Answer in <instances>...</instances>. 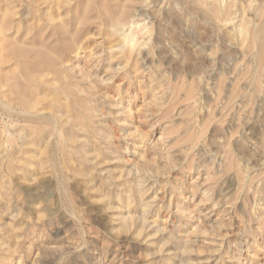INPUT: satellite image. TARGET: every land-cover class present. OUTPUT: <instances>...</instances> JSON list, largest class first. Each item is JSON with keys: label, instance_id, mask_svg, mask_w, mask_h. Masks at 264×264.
Here are the masks:
<instances>
[{"label": "rangeland", "instance_id": "1", "mask_svg": "<svg viewBox=\"0 0 264 264\" xmlns=\"http://www.w3.org/2000/svg\"><path fill=\"white\" fill-rule=\"evenodd\" d=\"M127 2L0 0V264H264V0H147L150 8L136 9L153 21L157 45L153 56L142 53L139 70L155 73L158 83L147 93L132 90L134 125L152 140L163 138L173 153L193 145L199 153L202 137L224 140L239 129L228 159L211 172L172 173L169 179L184 185L179 196L160 191L162 181L151 191V182L132 188L134 177L120 179L126 164L108 163L104 155L78 163V153L98 148L79 130L88 127L84 114L99 87L88 79L96 74L91 58L103 52L100 74L109 62L121 63L112 60L103 25ZM117 86L128 90L117 77L105 94L113 96ZM249 169L256 182L247 181L251 191L230 213L232 229L220 243L212 235L220 223L219 210L209 211L212 202L234 197ZM83 176L95 189L90 201L120 198L89 203V234L77 251L68 225H59L85 198ZM206 189L210 203H202ZM45 196L48 205H61L51 220L39 207ZM149 201L160 205L147 213L149 224L133 219L131 232L112 242L125 218L144 216Z\"/></svg>", "mask_w": 264, "mask_h": 264}, {"label": "clouds", "instance_id": "2", "mask_svg": "<svg viewBox=\"0 0 264 264\" xmlns=\"http://www.w3.org/2000/svg\"><path fill=\"white\" fill-rule=\"evenodd\" d=\"M151 5L147 0H143L142 3L134 2V0H128L124 5L123 12L119 15H113L108 17L104 21V29L110 34V38L113 41L111 46L112 60H120L121 63L117 66H113L111 62L108 63L107 68L100 74L97 71L98 66L101 63V56H93L91 59L96 61V65L93 66L95 75H90L88 79L95 80L99 87L96 89V94L91 95L89 100V110L87 113L88 127L80 128V131H84L87 136L91 137L98 146L97 151L91 153H85L81 151L78 153V163L81 165L85 163H95L93 157L98 158L101 155L109 157L108 163H121L126 164L125 169L121 173L120 179H123L126 183L129 182V177H134L138 184H133L132 188L139 187L144 189L146 185L151 182V188H147V191H151L152 188L160 186V191L165 189L170 190L174 196L182 195L184 185L179 182H173L169 179L172 173L180 169L188 168L193 169H208L211 172L221 160H227L229 156V145L231 139L235 138L239 134V129L232 134V137L225 138L224 140L217 139L215 136H208L206 142L202 137L200 143H202V150L199 153L194 151L195 145L186 151L180 153H173L172 150L165 146V140H152L149 135L134 125V121L137 118V113L133 111V101L136 93L132 90L139 86L140 92L147 93L152 91L154 86L158 83L156 74L151 72H144L139 70L140 64L144 62L142 57L143 52H147L148 56L154 55V49L157 45L153 41V21L150 18L144 16H137L136 9H147ZM132 64L134 67H129ZM120 77L122 82L126 81L128 84V90L121 92L119 86L113 96L109 97L105 93L108 90V86L113 81ZM150 107V105H145ZM141 122L143 117L141 116ZM151 132V129H149ZM207 132V129H205ZM138 141V143H136ZM87 142V141H85ZM216 148L217 151L213 152L212 149ZM124 157H127L125 162ZM145 157H149L145 159ZM127 164H131V167H127ZM223 167V164H221ZM238 168V166H237ZM237 168L229 169L235 171ZM249 170H243L241 172L244 177L242 186L237 191L234 197L228 199H221L216 202H212L213 209L219 210L220 223L212 230V235L216 238V241L222 243L225 240V233H228L232 229V222L230 219V213L238 202V200L246 198L244 195L246 191H251V188L247 181L251 180L248 176ZM226 174V173H225ZM64 183H67L69 177H62ZM83 180L88 184L84 199H79L76 207L68 213V220L64 224L59 225L65 227L68 225L67 232L73 233L75 240L78 242L76 250L86 246L85 237L89 234V228L87 224V216L89 215L87 209L89 203H105L110 202L113 199H119V196H104L103 200L90 201L88 191H95L91 189V184L88 176H83ZM30 183L29 181H24ZM264 183V179L261 180ZM198 188L194 187L193 191H197ZM210 190H205L206 199L202 203H210L207 199ZM132 194V189L128 193ZM159 196V193H157ZM109 203V207H110ZM159 201H149L144 205V216L132 217L128 216L124 220V226L112 233L110 239L115 242L118 239L119 234H126L131 232V225L133 219H137L142 222L143 225H148L149 221L145 218L149 210L154 207H159ZM43 208L46 213V218L54 219L61 210L59 203L48 205L47 196L41 202L39 206ZM247 208L248 205L246 204ZM253 209L257 205H252ZM199 208V205H197ZM193 212L196 209L192 210ZM189 213L181 211L178 213L180 216H186ZM71 221V224L68 222ZM155 227V224L151 225ZM147 231L146 227L141 228V232ZM160 231H163L161 229ZM138 238V237H136ZM65 247L71 248L72 245L68 244Z\"/></svg>", "mask_w": 264, "mask_h": 264}, {"label": "bare ground", "instance_id": "3", "mask_svg": "<svg viewBox=\"0 0 264 264\" xmlns=\"http://www.w3.org/2000/svg\"><path fill=\"white\" fill-rule=\"evenodd\" d=\"M260 39H261V38H260ZM257 43H258V42H257ZM259 45H260V44H259ZM262 47H263V46H262ZM41 54H42V53H41ZM63 94H64V93H63ZM73 96H74V94H73ZM79 97H80V96H79ZM71 98H72V97H71ZM80 99H81V98H80ZM73 100H75V99H73ZM81 100H82V99H81ZM81 100H80V101H81ZM83 100H85V99H83ZM76 101H77V100H76ZM76 101H75V102H76ZM78 101H79V99H78ZM78 101H77V103H78ZM80 101H79V102H80ZM80 103L82 104V102H80ZM83 103H85V102H83ZM87 103H88V102H87ZM87 103H86V105H88ZM73 104H74V102H73ZM77 105H78V104H77ZM83 105H84V104H83ZM86 105H84V106H86ZM63 107H64V106H63ZM81 109H82V108H81ZM84 109H85V107H83V110H84ZM30 110H32V109H30ZM81 112H82V111H81ZM83 112L85 113V111H83ZM83 112H82V113H83ZM84 115L86 116L87 113L84 114ZM81 118H82V117H81ZM79 119H80V118H79ZM86 119H87V118H86ZM81 120H82V119H81ZM80 122H81V121H80ZM82 123L84 124V121H83ZM85 123H87V122H85ZM83 124L81 125V127L83 126ZM87 125H88V124H87ZM75 126H76V125H75ZM84 126H85V125H84ZM76 127H77V126H76ZM85 129H86V128H85ZM83 132H84V131H83ZM84 133H85V132H84Z\"/></svg>", "mask_w": 264, "mask_h": 264}]
</instances>
